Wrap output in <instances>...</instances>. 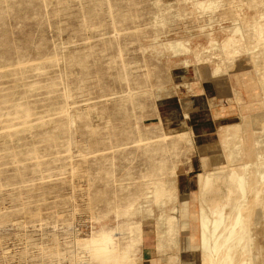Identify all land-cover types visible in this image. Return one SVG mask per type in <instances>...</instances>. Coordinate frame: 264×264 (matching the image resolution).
I'll list each match as a JSON object with an SVG mask.
<instances>
[{
    "label": "rangeland",
    "instance_id": "1",
    "mask_svg": "<svg viewBox=\"0 0 264 264\" xmlns=\"http://www.w3.org/2000/svg\"><path fill=\"white\" fill-rule=\"evenodd\" d=\"M191 77L214 99L245 102L218 118L228 120L226 148L216 112L195 129L186 117ZM210 121L218 138L200 149ZM262 143L264 0H0V264H81L80 247L105 220L114 255L146 221L136 264H178L180 246L162 254L156 243L176 204L191 256L211 264L217 214L235 195L223 233L251 242L242 264H264ZM240 166L242 192L232 176ZM212 168L211 197L215 185L229 193L200 224L197 176ZM161 183L166 196L147 203ZM133 203L136 213H120Z\"/></svg>",
    "mask_w": 264,
    "mask_h": 264
},
{
    "label": "bare ground",
    "instance_id": "2",
    "mask_svg": "<svg viewBox=\"0 0 264 264\" xmlns=\"http://www.w3.org/2000/svg\"><path fill=\"white\" fill-rule=\"evenodd\" d=\"M99 111L94 112V109H90V116L95 119V116H99L104 118L106 121H110L108 119V114L105 112L104 109L97 108ZM259 114H255V116ZM260 119V118H259ZM164 127V126H163ZM167 134V133H164ZM262 149H264V143H262ZM233 179L237 181L241 189H237L239 191L244 190L246 186V177L245 171L243 167L240 166L237 169V172L232 173ZM163 186H159L156 190V193L152 194L147 200V203H151L153 200H157L159 195H162ZM234 191V190H233ZM235 192V191H234ZM233 192V193H234ZM242 192V191H241ZM238 193V192H237ZM238 197L235 195L226 208L218 212L217 214V222H216V233L215 237L209 246L206 249V256L211 264H242L248 257L253 250L252 244L249 241L247 245H243L242 243L237 244L234 240H229L227 236L223 233L225 230V224L228 220V213L232 212L236 209ZM175 206V218H173V213L168 216L169 222H171L170 226L168 227V237L167 235L164 238L170 239L174 235L179 234L180 232V224L178 216L180 213L177 210V206ZM140 207V206H139ZM229 207V209H227ZM139 210L136 203L129 205L128 207L124 208L120 213L124 214L125 217H130L134 213ZM205 222L206 219H203ZM202 222V223H204ZM106 220L104 223H101L102 230L97 233L91 235L89 242L87 245L80 247L79 249V256H80V263L81 264H136L140 258L136 257L137 249H142V246L145 241V233L147 230H150V225L146 224L147 222H143L136 226L135 235L132 237H127V241L125 246L117 252V254H113L114 252V236L115 233L113 231L107 230L105 226ZM258 229V228H257ZM247 227H243L242 235L246 233ZM148 236V235H147ZM226 237V240L223 241L222 239ZM203 242L206 243V237L203 238ZM139 247V248H138ZM144 248V246H143ZM140 251V250H139ZM136 258V259H135ZM249 258V257H248ZM139 259V260H138Z\"/></svg>",
    "mask_w": 264,
    "mask_h": 264
},
{
    "label": "crops",
    "instance_id": "3",
    "mask_svg": "<svg viewBox=\"0 0 264 264\" xmlns=\"http://www.w3.org/2000/svg\"><path fill=\"white\" fill-rule=\"evenodd\" d=\"M223 81H225V79H221V82H223ZM183 84H185V90L187 92L186 96H184V97L186 99H188V105L190 104L189 109L186 111L187 112L186 117L191 118L193 120L192 127H194V129H195L196 125L201 122L202 119L205 120L207 117H209V115H210L209 111H211V110H212L211 111L212 113L216 112L215 119H213L211 121H216V123L217 122L220 123L218 126V129H219V127H220V130L222 128L225 129V127H227V126L224 127L223 125L228 120H222V122H220V120L218 118L221 119V117L229 116V113H228L229 110H233L234 113L238 115L239 114L238 112H240V110L243 108V106H245V102L240 103V102H238V100H234V101H230V102L227 101L226 103H223V102H221V100H218L217 98L214 99L212 94H209L208 92H206L207 90L205 91L203 80H201L199 78L196 79V78L191 77V79H187L186 81H184ZM217 86H218V84H217ZM179 88H180V85H179ZM235 92L237 94V97H239V98L242 97V95L240 94V89H235ZM243 96H244V100H246V102H247V98H246V95L244 94V92H243ZM197 99L201 100V102L199 104L196 103ZM231 102H233V103H231ZM227 104H231V105L228 106ZM241 106H242V108H241ZM230 115H233V113H231ZM199 116L201 118H198ZM211 121L208 123L206 122L204 124H200L201 128L203 130L198 129V133H197L196 137H198V139L200 140V142L197 143L198 146L200 147V149H205V147L209 146L205 141L210 140V139H216V137H217V136L216 137L214 136L212 131L205 130V129H209V126L212 124ZM202 122H204V121H202ZM160 123H161L162 132L167 133L165 131V128L163 127L162 121ZM237 124H240V122H234V123H231L229 125L236 126ZM224 129H222V132H221V135L219 136V138L223 140V144L225 147L226 144L224 143V134H226V132L224 133ZM232 132H233V130H232ZM199 164L202 165L203 160H200ZM213 171H215V168L205 169V170L200 171L198 173V176H197L199 192H200V202H201L200 203V209H199V211H200V224L202 223L203 219H205V217H203L205 214L212 213L213 211H215L219 207L220 204L225 203L226 198H227V194L229 193V190L226 186H224L225 189H223L222 186L216 187V185H215V188H216L215 192L219 195H218V197H213V198L211 197L212 192H210L211 187L209 184H210L212 175L215 176V173ZM163 181L164 180L161 179L160 182H163ZM159 186H163V188H164L162 191V195H160V196L165 197L166 196L165 186H167V185H163L161 183V185H159ZM176 187H177V183H176ZM178 197H179V194H178ZM208 208L210 209V211H208ZM188 225H190V227H191L190 223ZM157 228L158 227H156V226L154 227L155 230H157ZM181 229H182V222H180V233H179L180 236H179V238H177L178 240H176L175 242H169V239H166L164 237H161L160 239L156 238L158 250L162 254H167L169 252V250L173 249L174 247L180 246L181 248L179 250V253L176 254V256H175L176 262H178V264H197L198 261L195 258H193V256H191L192 250L190 248H187L190 246L188 245V241L186 242V239H185L186 237L183 238V236L181 235ZM194 236H195V234H192V236L190 237L191 247H192V245L196 244L195 243L196 238H194ZM165 244L167 245V247H165ZM187 253H188V255H187ZM141 259L142 258H140V260ZM152 260L153 261H151V264H154V262H155V264H161L160 262H162V261H158L156 258H154ZM162 263H164V262H162Z\"/></svg>",
    "mask_w": 264,
    "mask_h": 264
}]
</instances>
